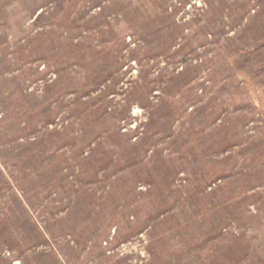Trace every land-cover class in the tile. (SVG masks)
I'll list each match as a JSON object with an SVG mask.
<instances>
[{"label":"rangeland","instance_id":"1","mask_svg":"<svg viewBox=\"0 0 264 264\" xmlns=\"http://www.w3.org/2000/svg\"><path fill=\"white\" fill-rule=\"evenodd\" d=\"M0 264H264V0H0Z\"/></svg>","mask_w":264,"mask_h":264}]
</instances>
